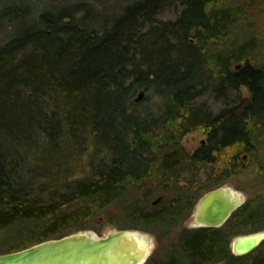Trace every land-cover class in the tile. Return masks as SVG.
Masks as SVG:
<instances>
[{
	"label": "trees",
	"instance_id": "trees-1",
	"mask_svg": "<svg viewBox=\"0 0 264 264\" xmlns=\"http://www.w3.org/2000/svg\"><path fill=\"white\" fill-rule=\"evenodd\" d=\"M212 2L134 0L98 18L79 0L0 42V253L83 229L113 205L108 223L120 229L166 236L180 226L147 264H264L256 249H229L235 234L261 228L264 199L219 227L182 226L242 165L218 155L237 143L251 151L264 131V64L251 60V41L226 49L235 12ZM171 7L173 20L159 17ZM205 94L221 108L199 104ZM198 129L205 140L186 149Z\"/></svg>",
	"mask_w": 264,
	"mask_h": 264
},
{
	"label": "rangeland",
	"instance_id": "rangeland-1",
	"mask_svg": "<svg viewBox=\"0 0 264 264\" xmlns=\"http://www.w3.org/2000/svg\"><path fill=\"white\" fill-rule=\"evenodd\" d=\"M77 1L79 0H0V42L12 37L17 30H26L37 26V23L39 22V12L45 10L52 13V9L54 11H59L62 8L72 6ZM88 1H90L95 8V10H92L94 11V15L101 18L105 13L110 14L111 11L115 12L117 11L115 10L116 8L121 7L122 5L124 6L126 3L134 0ZM217 4L235 12L233 24H235L234 29L236 31L233 35H228L226 37V39H228L225 43V46L227 44L226 49L229 51L231 43L233 44L235 41L237 44L249 43V41H251L254 43V48L249 51L251 53V60L259 64H264V0H217ZM12 7L16 8L14 13L7 15V8L12 9ZM175 12L174 8H167L159 17L164 20H173L176 16ZM240 94L242 98H247L249 96L248 90L244 85L240 88ZM136 96L137 93L135 94V97ZM197 101L199 104H204L214 111L219 110L222 106L219 100L214 99L209 94L201 96ZM262 123H264V120ZM205 136V131L203 129H198L188 133L182 138L181 142L186 149L193 150L205 140ZM258 138L259 140L255 141L254 148L251 151H245L243 145L237 143L225 148L220 155H218L220 159L218 163H222V161L230 158V156L234 154L239 155L242 163L241 167H238V170L222 185L225 184L232 189L243 193L245 202L264 199V174L261 175L256 167V164L259 161V164L264 171V131L263 136ZM171 183L172 186L170 188L173 190L176 189L178 185L184 184L183 181L179 182L175 180H172ZM262 203L263 220L260 221L259 225H261V228L258 230L264 229V201ZM193 208L188 217L182 221L183 227H194L192 222ZM112 213L119 214L118 209L113 205L104 209L101 213L83 220V229L74 232L90 231L93 235L103 236L110 230L120 229V227L108 223V216ZM153 228V226H149L148 229L138 228L137 230L147 236V240L150 241L149 244L151 245L150 253L152 259L156 260L157 258H161L159 255L164 253L163 248L166 245L176 241L180 226L177 225L172 227L170 233L166 236H160V233H158L159 231L154 232ZM255 249L257 254H264V243L258 245ZM163 259L165 260V258ZM143 264H147V260Z\"/></svg>",
	"mask_w": 264,
	"mask_h": 264
},
{
	"label": "water",
	"instance_id": "water-1",
	"mask_svg": "<svg viewBox=\"0 0 264 264\" xmlns=\"http://www.w3.org/2000/svg\"><path fill=\"white\" fill-rule=\"evenodd\" d=\"M143 95L140 90L135 101ZM244 201L243 193L225 184L212 188L196 201L193 226H220ZM262 240L264 229L237 234L231 240L232 251L238 255L249 253ZM149 242L137 229H113L103 236L78 231L0 253V264H143L151 252Z\"/></svg>",
	"mask_w": 264,
	"mask_h": 264
},
{
	"label": "flooded vegetation",
	"instance_id": "flooded-vegetation-1",
	"mask_svg": "<svg viewBox=\"0 0 264 264\" xmlns=\"http://www.w3.org/2000/svg\"><path fill=\"white\" fill-rule=\"evenodd\" d=\"M212 1H213V2H212L213 5H217V6H219V5L217 4V0H212ZM221 7H222V6H221ZM172 8H173V7H172ZM178 8H179V9H183V6L180 5V4H178ZM239 66H240V63H239ZM239 66H235V68H238ZM245 87H246V86H245ZM240 88H241V86H240ZM246 89L248 90L247 87H246ZM248 93H249V91H248ZM227 219H228V218H227ZM225 222H226V221H225ZM225 222H224V223H225ZM224 223H223V224H224ZM223 224H222V225H223ZM220 226H221V225H220ZM200 227H210V226H200ZM217 227H219V226H217ZM237 234H238V233H237ZM237 234H235V235H237ZM239 234H242V233H239ZM233 237H234V236H233ZM233 237H232V238H233ZM232 238H231V240H232ZM231 240H230V242H229V249H230V251H231L233 254H235V253L232 251ZM262 243H264V240H262V241L260 242V244H262ZM260 244H259V245H260ZM235 255H238V254H235ZM263 255H264V254H263ZM149 257H151V253L149 254L148 258H149ZM148 258H147V259H148ZM147 259H146V260H147Z\"/></svg>",
	"mask_w": 264,
	"mask_h": 264
},
{
	"label": "bare ground",
	"instance_id": "bare-ground-1",
	"mask_svg": "<svg viewBox=\"0 0 264 264\" xmlns=\"http://www.w3.org/2000/svg\"><path fill=\"white\" fill-rule=\"evenodd\" d=\"M139 239H141V238H139Z\"/></svg>",
	"mask_w": 264,
	"mask_h": 264
}]
</instances>
